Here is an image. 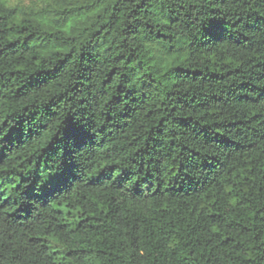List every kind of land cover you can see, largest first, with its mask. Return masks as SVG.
<instances>
[{
  "label": "trees",
  "instance_id": "1",
  "mask_svg": "<svg viewBox=\"0 0 264 264\" xmlns=\"http://www.w3.org/2000/svg\"><path fill=\"white\" fill-rule=\"evenodd\" d=\"M0 264H264V0H0Z\"/></svg>",
  "mask_w": 264,
  "mask_h": 264
},
{
  "label": "snow or ice",
  "instance_id": "2",
  "mask_svg": "<svg viewBox=\"0 0 264 264\" xmlns=\"http://www.w3.org/2000/svg\"><path fill=\"white\" fill-rule=\"evenodd\" d=\"M8 2H12V0H8Z\"/></svg>",
  "mask_w": 264,
  "mask_h": 264
},
{
  "label": "rangeland",
  "instance_id": "3",
  "mask_svg": "<svg viewBox=\"0 0 264 264\" xmlns=\"http://www.w3.org/2000/svg\"><path fill=\"white\" fill-rule=\"evenodd\" d=\"M24 1H27V0H24Z\"/></svg>",
  "mask_w": 264,
  "mask_h": 264
}]
</instances>
